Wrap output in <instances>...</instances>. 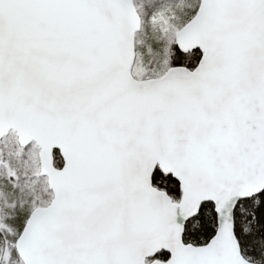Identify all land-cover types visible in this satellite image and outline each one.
Wrapping results in <instances>:
<instances>
[{"label": "snow or ice", "instance_id": "6c2138e0", "mask_svg": "<svg viewBox=\"0 0 264 264\" xmlns=\"http://www.w3.org/2000/svg\"><path fill=\"white\" fill-rule=\"evenodd\" d=\"M0 264H264V0H0Z\"/></svg>", "mask_w": 264, "mask_h": 264}]
</instances>
